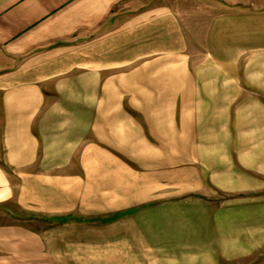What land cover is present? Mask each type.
<instances>
[{"label": "crops", "instance_id": "obj_1", "mask_svg": "<svg viewBox=\"0 0 264 264\" xmlns=\"http://www.w3.org/2000/svg\"><path fill=\"white\" fill-rule=\"evenodd\" d=\"M0 264H264V0H0Z\"/></svg>", "mask_w": 264, "mask_h": 264}]
</instances>
